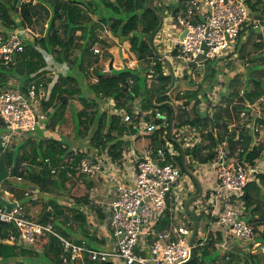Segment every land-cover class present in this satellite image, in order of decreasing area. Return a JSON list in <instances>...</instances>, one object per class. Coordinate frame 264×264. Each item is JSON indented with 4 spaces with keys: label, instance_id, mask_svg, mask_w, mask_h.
I'll return each instance as SVG.
<instances>
[{
    "label": "trees",
    "instance_id": "1",
    "mask_svg": "<svg viewBox=\"0 0 264 264\" xmlns=\"http://www.w3.org/2000/svg\"><path fill=\"white\" fill-rule=\"evenodd\" d=\"M17 1H0V21L7 28L21 27L29 29L35 38L32 42L26 44L24 51L14 65L9 67L0 65V92L7 88V79L16 78L21 83L19 90L26 93L27 87L33 82L32 80L44 73L47 67L44 54L50 55L58 65L65 64L68 73L58 75L52 87L50 98L47 101H42V108L46 111L56 101L55 105L58 104L57 110H59L56 115L61 118L68 105V100L71 98L78 100L82 105V109L74 111V115L76 122L75 136L80 142L75 147L77 152H74L72 150L74 145L62 138L31 139L29 137L22 139L11 150L0 153V185L13 186L15 183L17 188L22 189L26 185L15 180H26L33 186L31 190L53 196L55 188L64 189L65 183L70 180L68 173L75 175L80 160L86 157L78 151L81 146L87 147V150L101 146L108 147L114 157H119L120 151L125 145H128L127 141L122 140V134L126 131V127L121 124V117L117 114L108 116L106 112H102L100 103L113 100L114 109H125L130 113L132 111L131 104L134 100L140 98L142 106L146 110L158 108L162 113H165L168 121L170 120L174 113V107L167 102L165 92L171 87L173 76L169 73L163 74L166 64L156 54L155 47L150 43V38L159 25V16L163 19L167 14H171L175 19L179 10L174 9L173 6L157 5L155 2L159 0H152L149 6L148 2L150 0H97L96 4L100 8L102 5L103 11L100 19L95 22L89 13L92 7L97 8L92 0H29L26 3H21L18 12H16ZM246 2L250 10L252 9L257 13L259 7H264V0H246ZM16 19H18V22ZM40 20H43L45 28L41 34H38L34 31L33 25ZM98 24L105 25L114 37L128 40L130 51L135 55L137 61L148 62L151 66L150 69L154 70L155 86L157 87L147 88L146 81L150 69L142 74L138 69L125 66L119 70L96 72L97 83L88 86L89 93L82 92V88L79 86L81 83L80 78L83 76L82 70L85 62L87 64L92 62L90 47L97 38L96 29ZM259 42L261 43L257 46L262 48L264 35H261ZM75 51H77V54L73 55ZM262 56L263 54L258 57ZM216 62H206L208 67L203 77V83L208 84L207 89H203L202 85H199L194 90L177 94L176 100L182 101L184 106L191 105L194 116L185 119L180 116L178 125L175 124L177 116H174L172 123L173 138L181 128L187 126L189 130H195L200 135L199 143L195 144L193 148L184 149V155L190 156L191 160L199 164H209L215 157V149L218 144L226 141L229 148V157H234L238 162L253 167L255 161L262 156L264 144L257 146L253 144L255 134L246 127L251 122L250 110L246 108V104H254L259 98L264 97V66L255 65L253 67L255 76L248 75V83L243 86L241 91L235 89L233 85V83H236L239 74L232 77L227 84L229 99L224 105L216 107L212 115H207L200 108V103L209 102L208 96L210 94L205 92L211 90L217 84ZM51 81L47 79L46 85ZM230 96L232 99H230ZM241 112L246 113V121L243 123H241L243 119L240 117ZM161 122V119H155V123L161 124ZM258 124L264 129V114ZM229 125H234L233 129H229ZM91 128L92 131H90ZM214 129L217 131L214 132ZM3 131L4 127L0 123V134ZM114 132L115 135H113ZM157 136V133L151 136L152 143L156 141ZM14 157L16 158L15 167L13 165ZM46 158L50 160L52 167L57 168L56 174L50 173L49 165L45 163ZM181 160V154L171 159L185 175L181 167ZM63 165L66 167L60 168ZM186 166L190 168L189 165ZM255 176L259 185H255L254 181H249L238 200L241 199L244 209L250 213L248 222L254 221L255 226H258L264 224V195L261 194V188H264V173ZM10 179L15 180L11 181ZM93 185V181L88 179L87 187L90 189ZM14 189H10L13 198L18 202H24L23 194ZM35 191L33 193H37ZM60 193L61 191L56 193L58 197L61 196ZM209 195L210 191H207L204 199L207 200ZM55 200L53 198L48 200L53 207V216L63 217L60 206ZM84 201L86 200L84 199ZM256 214L259 215L258 218H255ZM206 216L208 222L204 230L207 229L208 231V226L213 224L216 219L210 213ZM47 217L48 215L44 213L41 222H45ZM76 218L82 221V224L85 223L84 217L80 213L76 214ZM57 220H54V225L59 232L65 237H72L71 229L63 227ZM169 222V214L166 212L156 227L157 230L164 229L169 225ZM87 234V232H82L83 237L81 239H79L80 237H76V240L71 239L76 242L82 239L88 241ZM11 235H17L15 225L0 222V262L4 263L20 257L29 251L30 256L24 258L27 263L43 264L39 261V258L47 255L49 258L50 256L54 257L53 264H59V249L54 238L40 237L34 243L28 245V249H26L10 243L9 237ZM221 236L220 232L208 233L204 246L201 250L195 248L194 259L188 264H214L218 257L215 247L217 241L221 240ZM195 239L197 240V238ZM259 240L264 244V225ZM90 241L88 243L91 246L100 245V243H95L93 239H90ZM101 244L104 245V241H101ZM32 248H39L42 252L33 253ZM228 256L230 258L227 264L237 259L233 254ZM241 262L242 264H259L258 255L249 253ZM236 264H240V261Z\"/></svg>",
    "mask_w": 264,
    "mask_h": 264
},
{
    "label": "built area",
    "instance_id": "2",
    "mask_svg": "<svg viewBox=\"0 0 264 264\" xmlns=\"http://www.w3.org/2000/svg\"><path fill=\"white\" fill-rule=\"evenodd\" d=\"M174 20L184 36L172 43L170 51L176 54H173V58L185 62L189 67L235 56L239 39L245 31H261V21L256 15H252L246 0H188L186 10ZM157 34L166 35L168 32L161 30ZM158 36L156 35L155 40ZM34 38L29 29L0 27V65H14L15 56L22 53L26 44ZM90 51L97 58H102L103 50L97 38ZM134 65L132 61L128 63L129 68L133 69ZM167 73L168 69L164 68L163 74ZM86 74L91 84L97 83L94 67H89ZM154 75V70L150 69L147 78L153 80ZM43 85L32 82L26 93L12 89L0 92V123L4 127L0 134V153L9 150L14 136L33 135L44 127L47 116L40 110L38 102ZM208 98L211 100L210 95ZM262 102L264 97L254 104ZM251 105L247 103L246 108L250 109ZM201 106H204L203 102L200 103V108ZM116 114L121 117L122 123L135 131L123 138L129 139L130 144L123 147L119 157H114L108 147L90 150L80 148L79 153L86 157L76 167V174L87 177L94 185L96 181L100 184L99 190L94 185L91 187L93 192L89 196L92 201L100 193L99 197L105 201L104 205L101 204L104 206L103 212L101 210L103 224L97 228L104 245L91 246L86 239L76 242L63 236L54 225L51 206H47L45 210L48 215L45 222L34 221L26 216L21 202L10 200L17 202V206L10 212L0 206V222L14 224L18 242L27 246L40 237L54 238L58 244L61 264H185L191 258L190 238L194 223L193 220L185 223L181 220L190 217L186 212V197L193 185L190 181L187 185L184 184L180 167L171 159L181 154L185 165L196 164L190 156L184 155V149L193 148L200 139L190 142L187 126L181 128L173 138L172 124L166 115L157 110L144 113L135 106L130 113L121 109ZM146 117H150V122ZM240 117L246 118V113L241 112ZM155 119H161V124L155 123ZM246 127L254 134L264 131L255 120ZM155 132H161V144L137 150L134 146L136 139ZM73 151L77 152L75 149ZM45 163L49 165L50 173L56 174L57 168L50 165V160L46 158ZM208 165L215 172L216 187L206 201V205L209 204L205 208L209 211L205 212L215 216L216 228L224 237V242L218 246L225 248L227 237L243 243L251 241L255 228L241 218L243 204H239L238 197L250 181L254 168L229 157L226 141L218 144L215 157ZM65 167L63 165L60 168ZM73 176L68 173L70 179ZM205 194L197 200L199 204L205 200ZM25 196H29V193L26 192ZM166 212L169 214V225L157 230L156 227ZM16 239L14 235L9 237L10 241ZM204 243L203 236L195 239L194 249L201 250Z\"/></svg>",
    "mask_w": 264,
    "mask_h": 264
},
{
    "label": "rangeland",
    "instance_id": "3",
    "mask_svg": "<svg viewBox=\"0 0 264 264\" xmlns=\"http://www.w3.org/2000/svg\"><path fill=\"white\" fill-rule=\"evenodd\" d=\"M0 1H2V0H0ZM28 1L29 0H21V3H26ZM85 1H89V0H85ZM92 1L94 2V4L96 5L97 8L92 7L91 11L89 13H90V16L92 17L93 21L96 22L102 16L103 10H102V5L100 8L96 4L97 0H92ZM161 1H163V0H161ZM161 1L159 0V2H161ZM155 3H157V2H155ZM251 12H252L253 16L257 15V18L263 24V22H264V7H259L258 13L253 11L252 9H251ZM258 16H260V17H258ZM16 21L18 22V19H16ZM0 27H5L1 21H0ZM33 28H34V31L36 33L41 34L42 30H44V28H45V25L43 24V20H40L39 22H35L33 25ZM99 28H100V32H99ZM96 35H97V39L100 42V48L103 50V55H102L101 59L97 58V60H92V62L89 64H87L85 62L84 66H83V70H82L83 76H82V78H80L81 86H83L82 88H84V90H82V92L85 91V93H89L88 92V86L91 83H90L89 77H88V75H86L85 71H86V68L87 67L89 68V66L92 64H97V66L101 65V68H103L104 71H108V65L111 61H112L113 67L117 69V68H122L125 66L128 67V63H130L131 61L134 60L137 63H136V65L133 66V68L138 69L142 74H145L146 70L150 69L151 66H149L148 62H145V61L138 62L137 61L135 55H133L132 52L130 51V45H129V51L125 50L121 41L119 44H113L116 46L115 51L112 54L111 53L108 54L107 50H105V48H104V28L100 24H98V28L96 29ZM156 35L158 36V34H156ZM155 37H154V40H155ZM168 37H170L169 34L160 35L156 38V40L160 41V40H162L164 38H168ZM260 37H261V33L256 34L254 32L251 33V31H245L240 38L238 48H237V55L229 56V57H226L225 60L222 59L221 61L216 62L215 67H216V70L218 71V75L216 78L217 82L215 81L217 84L214 83L215 84L214 86L217 85L218 90H213V88H212L211 90H207L205 92L206 94H208V93L210 94V98H211L212 102L217 103L219 101V99L222 98V104H225L227 99H229V97L227 95V93L229 92V88H228L227 84L230 81V79L232 77H234L236 74H239L238 78L236 80V83H233V85H234L235 89H238L241 91L243 86L248 83V81H247L248 75L249 76H253V75L255 76V72H253V67L255 65L264 64V61H263L264 60V45L262 46V48L257 46L258 44L261 43V42H259ZM113 38H115V37H113ZM118 45L123 46L120 48V51L117 50V49H119L117 47ZM157 45L159 46L160 44H157ZM159 47H161V46H159ZM121 51L123 52L124 59L119 56ZM75 54H77V51H75L73 55H75ZM261 54H263V56L258 57ZM20 55H21V53L15 56L14 63H16L18 61ZM166 55H170L172 57L170 59L174 65V67L176 68L174 71L175 74L173 75L174 77H176L175 81H174V82H176V85L172 91L168 92L169 94L166 91L165 95H167L166 96L167 101L171 102L173 104L174 114L177 116L175 119V124L178 125L180 122L179 121L180 116H182L183 119H185L186 117L192 118L194 116V114L192 112L191 105L184 106L182 104V102L176 103L177 102L176 101L177 94L181 91H186L189 89H196V87L199 85H202L203 89H207L208 84L203 83V77L207 71L208 65H207V63H205L201 66H194V67L190 66L189 67V66H187V64L185 62H182L180 60L173 58V53H171L170 50L168 51V53H166ZM44 56H45V60L47 61V67L51 68L52 73L49 72V74L44 76L43 79L46 80V79H50L51 77H53V79H51V80H53L55 82V80H56V78L54 79L55 75H57L58 73L66 74L67 70H66L65 64H62V67L58 66V64L54 63V59L50 55L44 54ZM91 56H92V54H91ZM174 56H176V54H174ZM91 59H92V57H91ZM97 62H99V63H97ZM56 66L58 67V69H56ZM151 80L152 79L147 78L146 85H147V88L153 89V88L157 87V86H155L156 81L155 80L151 81ZM32 81L39 84V83H41V78H40V76H38L37 78H34ZM42 83H43V81H42ZM20 84L21 83L18 81V79L9 78V79H7V88L5 90H8V89L9 90H11V89L12 90H18V87H20ZM43 84L44 85H43V88L41 91L42 94L39 96V100H38V102L40 104V110L43 109L42 108V101H47L48 90L52 88V86H51L52 84H48V85H45V83H43ZM209 84H211V82H209ZM170 90H171V88H170ZM89 96L92 97L91 94H89ZM234 98H236V97H234ZM230 99H232L231 96H230ZM139 100H140V98L134 100L132 103V107L140 105L141 100L140 101ZM232 102H234V101L232 100ZM112 104H114L112 101H105V102L100 103V107H101L102 112H106L108 116L112 115V113H114V109L112 107ZM201 107L203 108L204 106H201ZM52 109L53 108H50L47 111L48 112L47 116L50 115V112L52 111ZM81 109H82V105L77 100H71V101L68 100V105H67L65 112H64V115H63V117H61V120L59 123V128H58L59 134L61 136H64L66 138V140H68L70 143H79L80 142L79 140H77V138L75 136L76 122H75L74 111H79ZM202 111H204L207 115H212V113L215 111V108L213 107V105H208L206 107V109H204V110L202 109ZM58 112H59V110L56 111L57 114H58ZM260 113H264V107L260 108ZM53 119H54V121H56L57 115H56V118L48 119L44 122V124L46 125L44 129L50 128L51 120L53 121ZM243 121H245V117L242 119L241 123H243ZM44 124H43V126H44ZM261 129H263V128H261ZM187 130L189 131L187 133V137L190 139V142H197V141H195L196 138L200 139V135L197 131L192 132L191 129H190L191 131L189 129H187ZM90 131H92V128L90 129ZM213 131L216 132L217 130L214 129ZM38 132H39V130L33 135L32 134H30V135L20 134L18 136H14L15 138H14L9 150L12 147L16 146L17 144H19V142L22 141V139H24V138L31 137V139H35V138L40 139ZM115 134L116 133L114 132L113 135H115ZM194 134H196V136ZM141 138L142 137H138L137 140H140V142L139 143L136 142V144H135V146L138 144L137 146L139 148L144 147L148 141V138H142V139ZM205 143H207V142H205ZM137 146H136V148H138ZM83 147H85V146H83ZM73 149H75V148H72V150ZM187 165H189V164H187ZM201 165H203V164L196 163V164L192 165V167L189 165L190 168H188V170L196 177V179L198 180V182H199V184L203 190V194H204L208 190H207V188H203L202 185L204 184V187H207L206 183H207V181H209L208 180L209 176H208L207 172L208 171L210 172L211 167H209V166L203 167ZM181 167H182V160H181ZM10 180L14 181L15 179H10ZM188 180L193 184V188L191 189L192 190L191 193H189L188 196L186 197L187 201L190 198L195 197L198 194L197 193L198 192L197 185L194 184V181H192L190 179V177H188ZM87 181H88L87 177L76 174L73 176V178L71 177V179L65 183L63 190H60L59 188L58 189L55 188V190L53 191L54 192L53 194L57 195L56 193H59V191H61L60 199H61V202H63L64 204L62 206H60V211L62 212L63 217L62 216L61 217L54 216L53 218L56 220L58 219L57 221L59 223H61L63 225V227L71 229L73 235L70 238H72V239H75L76 237L81 238L82 232H85V233L87 232L88 233L87 234L88 242H91L90 241V239H92L91 238V232L93 233L92 234L93 237H95V238L101 237L100 234H96V229L97 228L99 229L101 227V225L103 224V214H102L103 210H102V208L104 206H102L101 204L104 205L105 201H103V199L101 197H99V196H101L100 193H98V195L92 201L90 200L89 195L91 194V192H93V189H92L93 187L92 188L90 187V189H91L90 190L87 187ZM14 188L17 190V192H21L23 194L24 198L26 199L25 201H27L28 203H30L29 201L34 202L33 205H28L27 208L24 209V213L26 214V216L29 217V215H27V213L32 212V214H30V216L33 215L31 218L34 220L38 219V221H41L47 206H51L49 204V202L47 201V198H49L50 195L43 194V196L45 198L36 199V200L31 199L28 201V199L31 195L29 193L30 191L26 188L25 189L24 188H22V189L17 188L15 183L13 184V186H11V185H5L4 187L0 186V192L4 193L6 190V192H8V193L7 194L4 193L5 196H8V197H10V199H13V196L10 192ZM94 188H98V190L100 189V184L98 183V181H96ZM26 192L29 193V196H25ZM84 199L86 201H84ZM114 199H115V197L112 200H114ZM90 201H91V203H88ZM187 201H186V203H187ZM206 201L207 200H203V202L201 204H199L196 200V201H192L191 204L189 205V210H191L193 213L198 215V216L196 215L198 218L197 220H199V231H198V234L196 236L197 239H200L201 236L206 237V235L210 232L211 233L219 232L218 227L216 228L215 222L213 223V227L215 229L213 232L210 230L207 231V229L204 230V228L208 222L206 214H209L208 212H205V210L209 211L205 208L209 204V203H207V205H206ZM74 202L76 203L77 206L79 205V207H82L85 211V213H82V212H78L76 210L77 213H80L81 216L84 217L85 223H83V224L81 223L82 221H80L79 219L76 218L75 213H73V214L70 213V212H74V211H71L67 204L68 203H74ZM238 202H239V204H242L241 199L238 200ZM26 204L24 203V205H26ZM243 207L244 206H242V209H241L242 210L241 211L242 216H244V213H245V209L243 210ZM51 208H52V212H53V207L51 206ZM101 210H102V212H101ZM64 218L65 219L67 218V219L63 220ZM187 219L190 221L193 220L191 217H188ZM214 219H215V216H214ZM186 220H181V222L185 223ZM249 223H251L254 226L255 234H254V237L252 238V240L248 241L246 243L235 241V239L233 237H227L225 239V248H221L218 245H220L224 242V237H223L222 233L220 232L222 236H221V240L217 241V244L215 247L216 252H218V257L215 260L214 264H227V262L229 261V258H230L228 255H230V254L235 255L237 259L234 262L233 261L229 262L228 264H236L238 261H240V264H242L241 261H243L244 257H246L247 254H249L250 252L252 254L258 255L259 264H264V244H262V242H260V240H259L260 235L263 233V225L264 224L255 226L256 224L254 221H252V222L250 221ZM208 229H211V225L208 226ZM206 231H207V233H206ZM256 244H258V245H256ZM32 249L33 250H31V251H33V253L42 252L41 249H39V248H32ZM33 258H34V256H33ZM50 258L46 255V256H43L42 258H39V261L42 262L43 264H47V263L53 264L54 257L50 256ZM48 259H49V261H48ZM35 260H36V258H35ZM58 261H59V259H58ZM27 264H31V263L29 262ZM59 264H61L60 261H59Z\"/></svg>",
    "mask_w": 264,
    "mask_h": 264
},
{
    "label": "crops",
    "instance_id": "4",
    "mask_svg": "<svg viewBox=\"0 0 264 264\" xmlns=\"http://www.w3.org/2000/svg\"><path fill=\"white\" fill-rule=\"evenodd\" d=\"M157 5H166V6H173L174 7V9H178L179 10V12L177 13V15L179 14V13H182V12H184L185 10H186V7H187V5H188V0H163V1H161V2H157L156 3ZM176 15V16H177ZM161 30H165V31H167L168 32V34L170 35V37H168V38H164V39H162V40H160V41H158V40H154V42H153V47H155V49H156V51L160 54V55H162V56H164L169 62H170V64H171V66H172V71H173V73L175 74V67H174V65H173V63H172V61H171V59L170 58H172L170 55H166V53H168V51L171 49V47H172V43L173 42H175V41H177V40H179L180 39V36H181V33H182V31H181V28H179L177 25H176V23H175V20H174V18L171 16V14H167L166 15V17H164L163 18V23H162V28H161ZM161 30H159V31H161ZM99 32H100V28H99ZM252 32H254V31H252ZM251 32V33H252ZM254 33H256V34H260L261 33V35H264V22H263V24H262V22H261V31L260 32H254ZM114 36L109 32V30H108V28L104 25V48H105V50H107V52H108V54H112L114 51H115V45H113V44H119L120 43V41L122 42V44H123V46H124V48H125V50H128L129 51V42H128V40H121V39H119V38H113ZM241 38V37H240ZM244 38V37H243ZM239 41H240V39H239ZM157 44H160L159 46H161V47H159ZM123 46H120V45H118L117 47L119 48V49H117L118 51H120V48L121 47H123ZM122 52V51H121ZM120 52V54H119V56L120 57H122L123 59H124V55H123V52L121 53ZM91 53V52H90ZM173 54H175L174 52H173ZM92 57V60H97V57L96 56H91L90 55V58ZM229 57V56H228ZM96 58V59H95ZM226 58V57H225ZM225 58H223V60H225ZM222 60V59H221ZM220 60V61H221ZM132 62H134V64L136 65V61H132ZM219 62V61H218ZM54 63H56L55 61H54ZM97 63H99V62H97ZM113 65V64H112ZM260 65V64H259ZM58 66H61L62 67V65H58ZM201 66V65H200ZM260 66H264L263 64H261ZM89 67H94V74L96 75V72H99V71H101V72H105L104 71V69L103 68H101V65H98L97 66V64H92V65H90ZM141 67V66H140ZM123 68V67H122ZM122 68H114L113 67V69H116V70H119V69H122ZM166 68L168 69V67H167V65H166ZM56 69H58V67L56 66ZM89 68H86V71H85V73L87 72V70H88ZM134 69V68H133ZM67 71H66V73H68V68L66 69ZM172 71H170L169 69H168V73L169 74H172ZM49 72L50 73H52V71H51V68H49V67H46L45 68V70H44V73H42L41 75H40V78H44V76H46V75H48L49 74ZM167 73V74H168ZM61 73H58L57 75H55V77H54V79L56 78L57 79V77H58V75H60ZM61 75H65V74H61ZM87 75V74H86ZM176 78V77H175ZM51 79H53V77H51L50 78V80ZM154 80V79H153ZM42 81H43V83H45V85H46V82H47V79L45 80V79H42ZM41 81V82H42ZM45 81V82H44ZM55 82H56V80H55ZM53 80L51 81V82H49L48 84H52L51 86L53 87V85H54V83H55ZM191 83V82H190ZM47 84V85H48ZM175 85H176V82H173L172 83V85H171V90H170V88L167 90V93L168 92H170V91H172L174 88H175ZM79 86L82 88L83 86H81V83L79 84ZM197 88V87H196ZM18 90H19V87H18ZM51 90H52V88L51 89H49L48 90V97H47V100L50 98V93H51ZM82 90H84V88H82ZM189 90H194V89H189ZM213 90H218V88H217V85L216 86H214V89ZM187 91V90H186ZM181 92H184V91H181ZM180 93V92H179ZM169 94V93H168ZM177 99V98H176ZM71 100H75V99H70V101ZM78 101V100H77ZM106 101H112L113 102V100H106ZM140 101V100H139ZM177 101V100H176ZM79 102V101H78ZM168 102V101H167ZM179 102H182V101H177L176 103H179ZM193 102V101H192ZM80 103V102H79ZM114 103V102H113ZM169 104H171L172 106H173V104L171 103V102H168ZM204 103V102H203ZM56 104V101H54L53 102V104H52V106H50L46 111H44V109H42L43 111H44V113L46 114V116H47V114H48V110L50 109V108H53L52 109V111L50 112V115L49 116H47V119L46 120H48V119H52V118H56V110L58 109L57 108V106H58V104L57 105H55ZM208 105H213V107L215 108V110H216V107H218V106H220V105H224V104H222V99L220 98L219 99V101L217 102V103H214V102H212L211 100H209V102H207V103H204V107H203V109H206V107L208 106ZM43 107V106H42ZM112 107H114V104H112ZM136 107H139L140 109H141V111L143 112L144 111V113H147V111H149V110H152V111H155V110H157V111H160L158 108H152V109H148V110H146L143 106H142V101H140V105H138V106H136ZM264 107V102H262V103H260L259 105L258 104H252L251 105V108L249 109L250 110V115H251V122H252V120H255V122H256V124L258 125V121L261 119V116H263V114L264 113H260V108H263ZM114 109V108H113ZM131 109H132V104H131ZM117 111H119V110H116V109H114V113H112V114H116L117 113ZM161 112V111H160ZM53 113H54V115H53ZM164 115H165V113H163ZM52 115H53V117H52ZM174 116H175V114L173 113L172 114V116H171V118H172V122H171V124L173 123V118H174ZM170 118V119H171ZM60 120H61V118H58V115H57V120L56 121H54V119H53V121L51 120V126H50V128L48 129H44L45 128V124H44V127L41 129V130H39V132H38V135H39V137H40V139H48L49 137H53V138H56V139H59V138H62L64 141H67V142H69L68 140H66V138L64 137V136H61L60 134H59V132H58V128H59V123H60ZM146 120L148 121V122H150V117H146ZM170 121V120H169ZM245 121H246V118H245ZM245 121H243V122H245ZM155 122V121H154ZM121 124L123 125V126H125L126 127V131H124V133L122 134V138H127L128 136H129V134H134V130L129 126V125H127V124H124V123H122L121 122ZM260 125V124H259ZM231 126V129H233V127H234V125H229V127ZM228 127V128H229ZM155 133H157V139H156V141L155 142H153L152 143V139H151V136L152 135H150V136H146V137H143V136H139V137H142V138H148V141H147V144L144 146V147H142V148H139L137 145V147L139 148H137V150H139V151H142L144 148H146V147H150V146H152V147H158L160 144H161V140H160V136H161V132H155ZM195 136H196V134H194ZM126 136V137H125ZM255 138H254V141H253V144L254 145H260V144H264V131L263 130H261V132L259 133V134H255V136H254ZM141 138V139H142ZM197 139L198 138H196L195 139V141H197ZM124 140V139H123ZM137 140V139H136ZM124 141H127L128 142V145L130 144V141H129V139H126V140H124ZM136 142L137 143H139L140 142V140H137V141H135L134 142V146H135V144H136ZM73 145H74V148L75 147H77V145H78V143H72ZM125 146H127V145H125ZM135 146V147H136ZM80 147V146H79ZM73 148V147H72ZM81 148H83V149H87V147H83V146H81ZM11 150V149H10ZM201 166H203V167H208L209 165L208 164H203V165H201ZM210 167V166H209ZM253 168H254V173L252 174V176H251V179H250V181H254L255 182V185H259V182H258V179L256 178V174H262V173H264V148H263V150H262V156H261V158L260 159H258V160H256L255 161V166H253ZM207 174H208V176H209V181H207V187H204V184L202 185L203 186V188H207V190L208 191H213L214 190V188L216 187V179H215V172L212 170V168H211V170H210V172L208 171L207 172ZM186 175V174H185ZM185 175H184V177H183V182H184V184L185 185H187V183L189 182V180H188V177H185ZM16 182H20V183H24L26 186H25V188L26 189H28L30 192V200L31 199H33V200H36V199H40V198H45L44 196H43V194H47V193H38L37 191H35V190H31V189H33V188H31V187H33L32 185H31V183L30 182H28V181H26V180H19V179H16L15 180ZM30 183V184H29ZM193 185V184H192ZM1 187L3 186H5V185H0ZM24 188V189H25ZM33 191H35V192H37V193H33ZM5 194H7L8 192H6V190H5V192H4ZM4 193H1L0 192V195L2 196V197H4L6 200H15L14 198L13 199H10V197H8V196H5V194ZM191 193V192H190ZM261 194H263L264 195V188H261ZM48 195H50V197L49 198H47V201L49 200V199H51V198H53V199H56L55 201L56 202H58L57 204L59 205V206H62L64 203L63 202H61V199H60V197H58L57 195H54L53 194V196L51 195V194H48ZM204 196V194H203V190H202V197ZM25 199V198H24ZM26 200V199H25ZM28 201H29V199H28ZM30 203H28L27 201H24V202H22V204H23V207H24V209L25 208H27V206L28 205H33V203L34 202H31V201H29ZM24 203L26 204V205H24ZM68 205V207L70 208V210L71 211H74V212H70L71 214H73V213H75V215L76 214H79V213H77L76 212V210L77 211H80V212H82V213H85V211H84V209L82 208V207H79V205L77 206L76 205V203L74 202V203H68L67 204ZM34 208V207H33ZM244 210V209H243ZM30 214H32V212L31 213H27V215H29V217L28 218H31L33 215H31L30 216ZM249 216H250V213H249V211L248 210H246L245 209V213H244V216H242L241 215V218L243 219V220H245L246 222H248V219H249ZM259 217V215H255V218H258ZM32 219V218H31ZM187 219V218H186ZM185 219V220H186ZM32 220H34V219H32ZM188 220V219H187ZM186 220V221H187ZM34 221H38V219L37 220H34ZM211 225V229H208V230H210V231H214L215 229H214V227H213V224H210ZM199 231V230H198ZM197 231V232H198ZM206 233H207V231H206ZM92 232H91V238L93 239V241L95 242V243H100V245H102L101 244V241H104L103 239H100L99 237L98 238H95V237H93L92 236ZM96 234H100L101 235V232L100 231H98L97 229H96ZM15 237L17 238L15 241H10L9 240V242L10 243H13V244H15V245H17V247H20V248H26V249H28V246L27 245H24V244H22V243H20V242H18V232H17V235H15ZM83 237V236H82ZM81 237V238H82ZM81 238H79V239H81ZM206 238V237H205ZM75 240H76V238H75ZM74 240V241H75ZM56 244H57V242H56ZM57 247H58V244H57ZM31 250H33V249H31ZM251 253V252H250ZM30 256V253H29V251L26 253V254H22V256H20V257H17V258H13V259H11V260H8V261H6V262H4V263H2V262H0V264H27V262H25L24 261V258H28Z\"/></svg>",
    "mask_w": 264,
    "mask_h": 264
},
{
    "label": "water",
    "instance_id": "5",
    "mask_svg": "<svg viewBox=\"0 0 264 264\" xmlns=\"http://www.w3.org/2000/svg\"><path fill=\"white\" fill-rule=\"evenodd\" d=\"M152 0H150L148 2V6L150 5ZM21 6V0H18L17 3H16V12H18V9L20 8ZM162 23H163V19L161 16H159V25L158 27L156 28V30L153 32V35L151 36L150 38V42L153 44V41H154V37L156 36V34L159 32V30L161 29L162 27ZM184 36V32L181 33V36H180V39H182V37ZM155 52L156 54L160 57V59H162L164 61V63L167 65L168 69L170 71H172V66L170 64V62L162 55H160L156 49H155ZM113 69V65H112V61L109 63L108 65V71H111ZM173 76V73L171 74ZM175 81V77L173 76V82ZM172 122V118L170 119V123ZM13 165L14 167L16 166V158L14 157L13 158ZM182 169L184 171V173L190 177V179L192 181H194V184L197 185L198 187V194L195 196V197H192L190 198L187 203H186V212L187 214L193 219V232H192V236L190 238V246H191V258L190 260L185 263V264H188L190 262L193 261L194 259V255H195V249H194V240L196 238V235H197V231H198V220H197V216L195 213L191 212L189 210V205L191 204L192 201H196L198 200L199 198L202 197V188L198 182V180L196 179V177L187 169L186 165L184 164V161H183V157H182ZM0 206L4 207L5 208V211L6 212H10L13 208H15L17 206V202L15 201H9V200H6L4 197H2L0 195Z\"/></svg>",
    "mask_w": 264,
    "mask_h": 264
}]
</instances>
